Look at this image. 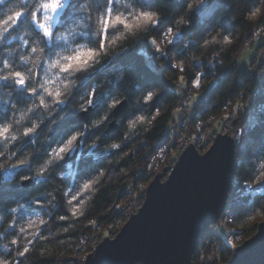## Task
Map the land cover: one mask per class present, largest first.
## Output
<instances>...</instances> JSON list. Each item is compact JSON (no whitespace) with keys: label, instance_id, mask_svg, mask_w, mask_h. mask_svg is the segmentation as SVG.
<instances>
[{"label":"clouds","instance_id":"clouds-1","mask_svg":"<svg viewBox=\"0 0 264 264\" xmlns=\"http://www.w3.org/2000/svg\"><path fill=\"white\" fill-rule=\"evenodd\" d=\"M169 2L178 6H161ZM42 3L0 0V19L11 20L9 28L18 12L25 13L10 34L5 29L7 38L0 41L18 42L8 58L0 60V130H9L0 139V190L7 186L9 191H23L29 179L35 184L70 183L82 159H96L99 149L120 146L102 144L95 132L107 126L122 99L131 95L133 107L143 110L159 94L154 84L144 83L146 72L139 65L154 75L159 74L161 62L182 69L186 62L169 56L170 48L180 45L183 55L190 45L196 47V39H186L185 33L191 25L206 24L218 0H117L112 15L123 17L127 24L112 25L111 33L102 23L107 11L103 0H67L55 23L41 11ZM107 8H112L111 0ZM36 12L41 13L38 19ZM262 15L264 0H253L246 19L256 28L254 38L264 35V24H255ZM126 57L127 62H122ZM16 72L23 73L24 87L14 83ZM261 95V86L251 93L247 111L240 113L244 122L232 132L233 151L242 154L236 166L249 165L246 180L231 182L232 200H244L249 193V203L264 198V141L249 135L264 129V102L257 100ZM238 107L244 109L243 104ZM90 111L94 115L61 134L66 121ZM238 118L233 110V119ZM154 120L155 116L142 112L128 116L126 135ZM86 183L76 185L77 192ZM72 191L69 186L65 196Z\"/></svg>","mask_w":264,"mask_h":264},{"label":"trees","instance_id":"trees-1","mask_svg":"<svg viewBox=\"0 0 264 264\" xmlns=\"http://www.w3.org/2000/svg\"><path fill=\"white\" fill-rule=\"evenodd\" d=\"M28 2L30 0H25V3ZM252 2L253 0H218L216 12L206 24L189 26V30L185 33L186 39L195 38L197 46L190 45L181 55V46L175 45L168 53L169 56L186 62L182 69L173 67L169 62H161L158 65L159 74L154 75L147 72L142 63L139 65L140 69L146 72L144 83L154 84L160 92L143 110L133 107L131 95L127 100L122 99V102L126 101L127 106L125 112L117 119L120 124H117L116 130L107 134L114 121L112 116L106 127L102 126L100 131L95 132V135L101 136L102 144L119 143L118 148L99 149L96 159L91 157L82 159L74 170L70 183L35 184L24 188L23 191H9L5 186L0 190V262L2 264H57L62 261L63 264L76 251L79 254V245L85 238H90L97 230L98 224L100 226L112 224L113 227L115 225L118 227L119 223L127 220L126 214L118 209L120 191L126 176L139 162L143 165L138 173L139 178L147 175L146 164L149 160L148 156L145 158L147 151L168 143L165 136L180 117L176 107L197 77L201 80L200 92L206 93L196 105L189 103L191 107L197 106L191 128L194 135L202 136L210 129L217 133L218 126L223 122V116L227 112L232 114L231 124L234 129L238 124H243L245 116L240 113L247 111L251 93L264 86V61L253 74L246 73L240 76L237 69L238 55L245 47L253 49L255 44L261 43L257 53L264 49L262 42L264 35L260 39H255L256 28L246 19V13ZM161 6L171 9L178 5L168 3ZM255 24H264V15ZM247 39L252 41L251 47L245 46L244 41ZM206 40L210 42L205 44ZM226 40H230L231 43H226ZM17 46L16 41L0 43V60L7 59L8 51L16 49ZM131 55L130 53L129 57ZM129 57L122 58V62H127ZM181 78L186 82L188 89L179 95L176 88H180ZM257 100L264 102V95L257 97ZM239 104L244 105L243 110L238 107ZM233 110L238 115V120L233 119ZM141 112L149 117L155 116V120L146 128L138 127L133 133L126 135L127 117ZM75 117L61 126L59 129L61 134L79 126L71 123ZM249 135L254 140L264 141V129L257 128ZM173 136L175 137L176 134ZM241 155L236 152L235 161ZM248 167L249 165L238 167L235 164V180H246ZM85 181L95 182L87 191L83 189L77 192L76 185H82ZM69 186L73 187V191L65 196ZM251 196L244 200L238 198L235 201L232 223L223 227L227 232V238L223 239L222 264L229 262L225 256L230 255L232 250L229 246L230 241L238 237L244 240L251 238L260 222L264 220V198L256 197L252 203H249L248 198ZM69 200L71 204L68 203ZM41 220L44 221L43 224L40 223ZM105 237H109V232ZM202 239L203 237L201 241ZM25 247L29 251L20 255ZM193 262L198 264L197 261Z\"/></svg>","mask_w":264,"mask_h":264},{"label":"water","instance_id":"water-1","mask_svg":"<svg viewBox=\"0 0 264 264\" xmlns=\"http://www.w3.org/2000/svg\"><path fill=\"white\" fill-rule=\"evenodd\" d=\"M126 106L123 101L114 112L108 135L116 130ZM92 115L76 116L71 123L80 124ZM231 139L218 134L203 154L188 147L166 180L155 176L141 208L115 238L104 239L85 264H194L201 238L219 223L231 191L236 157ZM24 183L25 188L35 185L32 180ZM228 264H264V222L235 249Z\"/></svg>","mask_w":264,"mask_h":264},{"label":"rangeland","instance_id":"rangeland-1","mask_svg":"<svg viewBox=\"0 0 264 264\" xmlns=\"http://www.w3.org/2000/svg\"><path fill=\"white\" fill-rule=\"evenodd\" d=\"M249 42H250L249 39L245 40L244 41L245 46ZM262 42L264 43V39ZM260 46H261V43L255 44L253 49L245 47L241 51V53L238 55L237 69H238V73L240 76H242L246 73L247 74H253L256 71V69L259 68L263 64L264 49L262 51H260L259 54L257 53ZM179 85H180V88H176V91L179 93V95H182L183 93H185L187 91L188 87H187V84L184 80H183V83H181V80H180ZM205 93L206 92H202V93L200 92V87L194 88L192 85L190 90H188L186 92L184 98H182V99L186 101L185 102L186 104L190 103L191 105H196L201 100L202 96ZM191 95H193L195 97L194 100H190L189 98H185V97L191 98ZM179 103H181V102H179ZM180 112L184 113V111H180ZM188 112H185V113H188ZM223 119L224 120H223V122H221V125L218 126V132L217 133L213 129H212L213 132L210 129V131L206 130L205 133L206 134L209 133V134L213 135L214 137H216L218 134H228V132H227L228 130L227 129L225 130V128L227 126L230 127V125H231V120H232L231 112H227L223 116ZM231 129H234V128H231ZM189 135L194 136L193 130H191V128H190ZM177 139H179V137ZM183 141L184 140L182 139L180 142H183ZM213 144H214V142H213ZM151 151L152 150H148L147 155L145 156V158L148 156L147 159H149L147 164H146L147 172L149 170V172H151V173L150 174L147 173V175L143 176L142 178H139L140 176L138 175V173L140 172V169L143 168L142 167L143 165H141V162H139L136 165V168L131 170L129 172V174H127L123 188L120 191V195H121L120 198L121 199H120L119 204H118V206H120L118 209L120 211L122 209H125V212L126 213L128 212L127 218H129L131 215L136 213V208L138 209L140 207V204H137V206L134 209H132V211H128L129 206L136 201L137 196H139L141 193L143 195H146V190H147L148 186L150 185V183L153 181V179L155 178L156 175H160V172L162 170V165L166 164L164 162H167V159H169L175 153V149L174 150L167 149V151L164 153V155H165L164 158L157 159V162L154 161V164H152V167H151V161L153 159L152 157L154 156V154L152 156H150ZM158 161H159V163H158ZM162 161H163V163H161ZM149 178H151L152 180ZM233 178H234V176H233ZM234 180H235V178H234ZM132 183H133V185L129 186V184H132ZM232 219H233V217H232ZM229 222L232 223V220L229 218H225L224 220L220 219L219 223L216 226L211 227L207 230V232L204 234L203 239L200 243V247L198 245L199 249L197 250L198 252L195 253V255L193 257V261H197L198 264H222L223 263L221 260V253L224 251V240L223 239L227 238V232L225 230H223V227H226L228 224H230ZM262 222H264V220H262L260 223H262ZM99 226H100V224L97 225V230L92 233L90 238H88V239L85 238L83 240V242H81V244L79 245V247H80L79 253H81L83 249L85 251H88L87 253L92 252L93 248L98 244L100 245V243L104 239L111 238V237L115 238L117 232H119V230L122 227L121 224L118 227H117V225H115V227H113L112 224H109V225L104 224V225H101L100 227ZM108 229H111V235L109 237L104 238L103 235L104 234L107 235L108 232L110 231ZM94 236L96 239L92 242V238ZM230 240H231V238H230ZM245 241L246 240H244V238H239V237L231 240L230 241L231 243L229 244V246L231 247L232 250L230 251V255L227 254V256H225V257H227L226 260L230 261L232 259V256L234 254L235 249L238 246L242 245ZM87 253H86V255H87ZM77 254H78V251H76L73 256L69 257V259L68 258H65V259H68L67 261H69L72 258H76ZM62 262L57 263V264H62Z\"/></svg>","mask_w":264,"mask_h":264},{"label":"built area","instance_id":"built-area-1","mask_svg":"<svg viewBox=\"0 0 264 264\" xmlns=\"http://www.w3.org/2000/svg\"><path fill=\"white\" fill-rule=\"evenodd\" d=\"M261 37H263V35L255 38V39H260ZM251 43H252V41H250L247 45H249V47H251L252 46ZM262 87L264 88V86H262ZM191 97H193V95H191ZM185 98L190 99V97H185ZM180 102L181 103H179L176 107V110L180 109L178 112L180 117H179L178 121L174 124V127L172 128V130H170L168 132V134H166V136H165V138L168 140V143L162 145L161 147H158L155 150H152L151 154H150V156H152L154 154V156L152 157L153 159L151 161V167H152V164H154V161L157 162V159L164 158V156H165L164 153L167 151L168 146H170L169 149H171V150L175 149V153L169 159H167V162H164L166 164L162 165V170L160 172V175L163 176L164 180H166L168 178V176L172 173L179 157L188 147L194 146L199 151V153L203 154L206 152L207 149H209L213 145V142L216 139V137H214L213 135H211L209 133L208 134L204 133V135L198 136V137L195 135L194 136L189 135L190 128H192V125H193L194 115H195V111L197 109V106L191 107V106H189V103L186 104L185 103L186 101L183 99ZM180 111H184V113L180 112ZM185 112H188V113H185ZM231 128H233L232 124L230 125V127L227 126L225 128V130L227 129L228 134L229 135L231 134L230 136L232 137V132L235 129H231ZM173 134H176V136L174 137ZM178 137H179V139H177ZM182 139L184 141L180 142ZM163 161L161 163H163ZM158 163H159V161H158ZM147 173L150 174L151 172H149V170H148ZM232 181H234V178ZM131 185H133V183L129 184V186H131ZM249 195H252V194L249 193ZM238 198L239 197L234 198L232 200L230 197V193H229L228 199L226 201V206H225L224 212L220 217L221 220H224L225 218H229L232 220V212H233V208H234V203ZM144 200H145V195H142V193H141L139 196H137L136 201L134 202L135 204L132 203L129 206L128 211H132V209H134L137 206V204H140V207L138 209L136 208V212H137L141 208V206L143 205ZM119 207L120 206H118V208ZM121 211H123V214H126V216H127L128 212L126 213L125 209H122ZM129 218H127V220L123 221V223H119V225L121 224V226L123 227ZM108 230H110L109 231V236H110L111 235V229H108ZM103 236H105V234ZM228 238L230 240V236ZM95 239L96 238L94 236L92 238V242ZM98 245H96L93 248V251L90 253H87L88 251H85L83 249L82 252L76 256V258H72L71 260L64 262L63 264H65V263L66 264H85L89 255H91L92 253H94L97 250ZM86 253H87V255H86Z\"/></svg>","mask_w":264,"mask_h":264},{"label":"snow or ice","instance_id":"snow-or-ice-1","mask_svg":"<svg viewBox=\"0 0 264 264\" xmlns=\"http://www.w3.org/2000/svg\"><path fill=\"white\" fill-rule=\"evenodd\" d=\"M66 3H67V0H43L41 11L43 12V14L45 16L50 18V20L53 23H55V21L58 18V13L64 8ZM103 3L105 5V8L107 9L105 17L102 21V23L104 24L106 33H111L112 25H114V24L117 26H119L121 24H127V21L124 20L123 17H121L119 15H116V16L112 15V12H113V9L115 8L117 0H111L112 8H107L109 0H103ZM29 11L31 12L32 9H29ZM38 14H41V13L40 12L35 13L37 19L39 18ZM24 15H25V13L18 12L17 17H16V23L14 25H12L11 28L8 27V25L12 24L11 20L0 19V41H3L4 39L7 38V36L5 35V29H7L8 33L10 34L15 27L19 26L20 22L24 19ZM38 26H40V25H38ZM129 27H130V25H129ZM42 30L47 33L48 32V26H44ZM226 43H231V41L226 40ZM0 62H2V61H0ZM15 75L18 79L16 81H14V83H18L20 85V87H24L26 82L22 79L23 73L22 72H16ZM181 83H183V78H181ZM192 83H193L194 88H199L201 86L200 78L194 79ZM8 131H9L8 129L0 130V139H3L4 136H6V134L8 133ZM118 147L119 146H115V145L113 146V148H118ZM94 182L95 181H93L91 183L87 182L84 185V190L87 191L88 189H90L92 187V183H94ZM73 199H75V197H73ZM73 210L78 211V209H73ZM60 218L64 219V217H60ZM40 223L43 224L44 221L41 220ZM21 231H24V229H21ZM13 243H16V241H13ZM28 251H29V249L27 247H25L24 251L22 253H20V255H24V253H27ZM0 264H2V262H0Z\"/></svg>","mask_w":264,"mask_h":264}]
</instances>
